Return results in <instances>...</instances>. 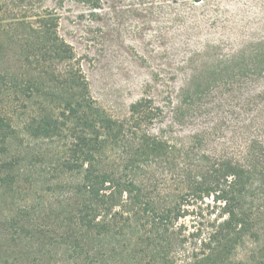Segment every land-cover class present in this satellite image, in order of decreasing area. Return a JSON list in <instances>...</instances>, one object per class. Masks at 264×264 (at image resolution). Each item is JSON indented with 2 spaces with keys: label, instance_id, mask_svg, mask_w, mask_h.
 <instances>
[{
  "label": "trees",
  "instance_id": "trees-1",
  "mask_svg": "<svg viewBox=\"0 0 264 264\" xmlns=\"http://www.w3.org/2000/svg\"><path fill=\"white\" fill-rule=\"evenodd\" d=\"M39 1L0 0V264H264V38L172 101L197 130L154 135L164 110L103 109Z\"/></svg>",
  "mask_w": 264,
  "mask_h": 264
},
{
  "label": "rangeland",
  "instance_id": "rangeland-1",
  "mask_svg": "<svg viewBox=\"0 0 264 264\" xmlns=\"http://www.w3.org/2000/svg\"><path fill=\"white\" fill-rule=\"evenodd\" d=\"M36 6L55 14L60 38L73 49L103 109L123 117L149 97L164 110L150 129L154 135L197 130L168 128L172 101L217 56L264 38V0H40ZM20 187L22 203L46 196L38 182ZM0 202H8L2 191ZM185 222L193 221L188 216Z\"/></svg>",
  "mask_w": 264,
  "mask_h": 264
}]
</instances>
